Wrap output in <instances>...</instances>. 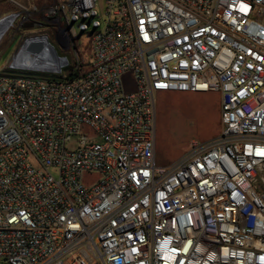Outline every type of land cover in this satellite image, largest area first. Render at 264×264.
<instances>
[{
  "label": "built area",
  "instance_id": "2783aa9c",
  "mask_svg": "<svg viewBox=\"0 0 264 264\" xmlns=\"http://www.w3.org/2000/svg\"><path fill=\"white\" fill-rule=\"evenodd\" d=\"M5 1L93 35L74 79L46 35L62 64L0 73V264H264V0ZM167 93L217 94L220 129L158 166Z\"/></svg>",
  "mask_w": 264,
  "mask_h": 264
},
{
  "label": "rangeland",
  "instance_id": "374dc122",
  "mask_svg": "<svg viewBox=\"0 0 264 264\" xmlns=\"http://www.w3.org/2000/svg\"><path fill=\"white\" fill-rule=\"evenodd\" d=\"M51 1L53 0H27L22 6L25 10H31L32 7L40 9L45 3ZM19 11L21 9H17L5 0H0V20ZM24 15H27L29 21L21 23ZM34 17V15L22 12L0 34V71L11 63L12 58L21 49L25 38L35 35H46L48 42L58 48V53L61 56L65 55L71 63H74L78 55L84 64L82 72L88 69L93 30L81 32L79 23H74L70 26V31L75 38L71 47L64 51L59 48L56 41L55 29L47 28L46 25H30L34 23ZM219 108V96L215 93L158 94L155 109L156 164L158 166L169 165L190 150L192 143L205 144L215 139L220 129Z\"/></svg>",
  "mask_w": 264,
  "mask_h": 264
},
{
  "label": "bare ground",
  "instance_id": "6f19581e",
  "mask_svg": "<svg viewBox=\"0 0 264 264\" xmlns=\"http://www.w3.org/2000/svg\"><path fill=\"white\" fill-rule=\"evenodd\" d=\"M14 18L15 15H11L6 17L5 19L0 20V34L5 31L6 27L11 23L12 20H14ZM40 49H45L47 60H41L39 63L36 64V66H34L35 68L54 70L59 64H62V60H56L54 58V54L51 50V47L48 45L44 37L29 41L24 46V52L27 54H36L37 52H40ZM24 57L26 56H23V53H20L18 57L19 62L21 61L23 62V64L27 62L28 60H26V58Z\"/></svg>",
  "mask_w": 264,
  "mask_h": 264
},
{
  "label": "water",
  "instance_id": "95a60500",
  "mask_svg": "<svg viewBox=\"0 0 264 264\" xmlns=\"http://www.w3.org/2000/svg\"><path fill=\"white\" fill-rule=\"evenodd\" d=\"M5 18V17H4ZM3 19V18H2ZM24 46L23 45L21 47V49L18 51V53L12 58V61H11V66L14 67L15 69H31V70H41L40 68H35L34 66H36L37 63H39L41 60H47V56H46V51L45 49H42L40 52H37L36 54H27L24 52ZM53 54H54V58L56 60H58V56L56 54V52L54 51L53 48H51ZM20 53L22 54L23 53V56L25 55L26 57V60H28L27 62H25L23 64V62H19V55ZM25 60V61H26Z\"/></svg>",
  "mask_w": 264,
  "mask_h": 264
},
{
  "label": "trees",
  "instance_id": "16d2710c",
  "mask_svg": "<svg viewBox=\"0 0 264 264\" xmlns=\"http://www.w3.org/2000/svg\"><path fill=\"white\" fill-rule=\"evenodd\" d=\"M81 70L82 67H76L75 65H70L62 71V74H64L67 79H74L81 74Z\"/></svg>",
  "mask_w": 264,
  "mask_h": 264
},
{
  "label": "crops",
  "instance_id": "0c3cea01",
  "mask_svg": "<svg viewBox=\"0 0 264 264\" xmlns=\"http://www.w3.org/2000/svg\"><path fill=\"white\" fill-rule=\"evenodd\" d=\"M0 73L25 74V72H24V71H21V70H15V71L11 70V69L9 68V65L6 66L5 68H3V69L0 71Z\"/></svg>",
  "mask_w": 264,
  "mask_h": 264
}]
</instances>
